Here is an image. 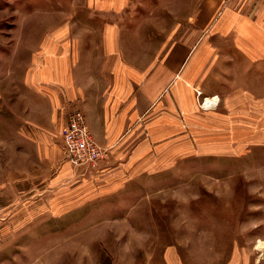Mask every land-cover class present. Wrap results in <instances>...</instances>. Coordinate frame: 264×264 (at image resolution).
<instances>
[{"label":"rangeland","instance_id":"1","mask_svg":"<svg viewBox=\"0 0 264 264\" xmlns=\"http://www.w3.org/2000/svg\"><path fill=\"white\" fill-rule=\"evenodd\" d=\"M141 1L137 12L144 15L148 4ZM144 21L130 19L129 12L121 20L126 56L141 69L164 37L147 27L135 34ZM102 22L91 0H0V264H17L15 256L19 264H139L147 252L167 245L177 247L184 264H228L233 258L264 264L258 247L264 241V144L233 157L185 156L134 184L95 195L82 209L66 208L62 192L72 176L98 171L113 149L92 134L108 155L94 167L72 165L59 128L81 102L65 100L62 115L53 117L50 96L31 81L36 68L50 64L53 52L46 47L58 41L68 51L53 50L55 57L67 60L73 78L101 67L113 73V56L101 48ZM219 46L217 69L226 76L216 84L221 95L264 89L257 66L247 65L230 43ZM223 103L213 107L224 110ZM54 204L59 210L50 209Z\"/></svg>","mask_w":264,"mask_h":264},{"label":"crops","instance_id":"2","mask_svg":"<svg viewBox=\"0 0 264 264\" xmlns=\"http://www.w3.org/2000/svg\"><path fill=\"white\" fill-rule=\"evenodd\" d=\"M91 1L103 18L98 34L104 53L113 56V73L106 75L101 67L87 78H73L67 60L55 57L53 50L68 51L58 41L46 47L53 52L50 64L46 70L36 68L31 81L37 92L50 96L53 117L62 115L58 110L65 100H80L97 142L113 149L111 160L98 171L72 176L62 192L67 209H82L95 195L134 184L185 156L233 157L242 148L264 144V89L256 93L243 87L221 95L216 85L226 78L217 69L223 41L241 52L247 65L257 66V78H264V0H147L144 15L137 12L142 11L141 0ZM128 12L130 19H145L135 34L147 27L164 36L156 57L142 63L146 69L126 56L121 20ZM214 97L217 104L224 101V110L207 106ZM58 205L50 209L59 210ZM146 255L139 264H184L176 246ZM13 259L19 264L18 257ZM228 264L248 263L233 258Z\"/></svg>","mask_w":264,"mask_h":264},{"label":"built area","instance_id":"3","mask_svg":"<svg viewBox=\"0 0 264 264\" xmlns=\"http://www.w3.org/2000/svg\"><path fill=\"white\" fill-rule=\"evenodd\" d=\"M214 105L217 102L211 106ZM62 135L65 156L76 167H94L108 155L107 150L93 138L85 112L80 108L70 113Z\"/></svg>","mask_w":264,"mask_h":264},{"label":"bare ground","instance_id":"4","mask_svg":"<svg viewBox=\"0 0 264 264\" xmlns=\"http://www.w3.org/2000/svg\"><path fill=\"white\" fill-rule=\"evenodd\" d=\"M215 100L217 101V99H214V100H212V102L211 101H209V102L207 101V102L210 104V103L216 102ZM258 247L263 248V253H264V241H259Z\"/></svg>","mask_w":264,"mask_h":264}]
</instances>
